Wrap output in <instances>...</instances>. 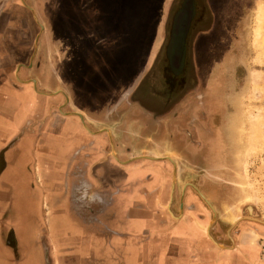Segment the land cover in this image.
<instances>
[{
  "label": "crops",
  "instance_id": "1",
  "mask_svg": "<svg viewBox=\"0 0 264 264\" xmlns=\"http://www.w3.org/2000/svg\"><path fill=\"white\" fill-rule=\"evenodd\" d=\"M228 2L202 0L198 37L214 28V9ZM54 4L49 10L47 0H0V201L24 206L12 216L13 228L3 223L8 212L0 206V264H263L260 225L247 228L258 236L249 239L244 229L227 246L211 234L217 215L208 208L216 204L209 206L199 185L187 188L167 159L180 154L177 147L199 150L168 134L170 109L157 119L160 129L146 133L148 121L129 117L132 106L111 115L75 101ZM40 43L47 53L35 57L31 48ZM25 46L24 61L16 49ZM79 108L93 113L81 117ZM26 139L28 148H19ZM20 155L25 164L15 170ZM99 167L131 177L106 180L95 175Z\"/></svg>",
  "mask_w": 264,
  "mask_h": 264
},
{
  "label": "rangeland",
  "instance_id": "2",
  "mask_svg": "<svg viewBox=\"0 0 264 264\" xmlns=\"http://www.w3.org/2000/svg\"><path fill=\"white\" fill-rule=\"evenodd\" d=\"M167 1L47 0L49 10L50 3L59 6L53 8V14H58L54 32L60 41L61 38L64 41L65 75L68 80L71 76L75 84L77 103L106 108L111 115L128 111L132 106L129 117L148 121L146 133L160 129L159 124L156 125L157 119L170 109L169 100L176 96L167 94L161 71L163 65L168 64L164 60L167 59L165 47L170 39L174 12L181 0H171L165 8ZM201 1L198 0L196 17L194 12L186 11L178 20L176 47L169 64L172 74L181 72L184 66L185 74L190 76L196 70L197 80H201L204 91L216 90L222 94L220 101L225 111L222 132L227 133V156L224 171L210 176L218 182L222 199L216 204L217 208L210 206L215 204L213 200H208V204L217 215L212 221L211 234L217 235L227 246L232 244V235H239L250 222L264 228V139L258 133L253 138L250 127L252 113H257L260 108L264 116V46H258L256 42L263 40L264 17L257 10L264 6V0L229 1L224 5L226 8H215L218 20L214 21V28L198 37L193 26L200 13L205 14L204 6L200 8ZM222 16L226 20H222ZM189 35L193 44L190 42L186 51ZM36 51L37 46H33L32 53ZM257 76L260 77L258 81ZM139 80L140 88L134 92L132 88ZM196 90L193 85L190 92ZM215 97L214 94L207 96V106ZM84 111V108L78 109L81 117ZM175 127L181 130L180 126ZM260 129L264 131V124H260ZM31 142V139L22 140L19 148H28ZM195 152L191 149L190 156L194 158ZM21 157L24 158L21 155L16 158L15 170L25 164ZM170 158L168 154L167 159ZM94 173L118 182L131 177L109 176L103 167L95 169ZM29 176L32 179L28 184L34 183L35 173L29 171ZM13 201L11 205L8 201H0V206L8 212L3 223L11 228L14 227V214L24 212V206ZM35 212L41 213V205ZM95 238L98 245L105 243L101 236ZM260 251V260L264 261V244Z\"/></svg>",
  "mask_w": 264,
  "mask_h": 264
},
{
  "label": "flooded vegetation",
  "instance_id": "3",
  "mask_svg": "<svg viewBox=\"0 0 264 264\" xmlns=\"http://www.w3.org/2000/svg\"><path fill=\"white\" fill-rule=\"evenodd\" d=\"M233 3L236 2H244L245 0H229ZM203 7L202 1L200 8ZM197 8H198V0H195V8H194V16H197ZM205 9V8H204ZM4 19L8 20L10 18L11 14L3 13ZM204 13H200L198 16V22L193 26L194 30L196 31L195 34L197 35V32L201 31L200 29L204 27ZM194 17V18H195ZM173 19V18H172ZM194 20V19H193ZM193 22V21H192ZM192 26V25H191ZM191 28V27H190ZM189 28V30H191ZM198 30V31H197ZM195 36V35H194ZM188 38V39H187ZM186 39V51L187 48L192 42L193 44V38L190 37V35ZM35 46V45H33ZM33 46L31 48V52L33 49ZM37 51L35 53V57L37 55L40 56L45 52V45L43 44H37ZM28 47V46H27ZM25 47H17L16 54L17 57L21 59H26L27 54L29 52V48ZM167 47V46H166ZM165 47V51H166ZM189 49V48H188ZM190 50L192 51V48L190 47ZM11 51V48H10ZM164 55V54H163ZM166 56V54H165ZM34 57V58H35ZM164 57V56H163ZM188 55V59H189ZM36 59V58H35ZM34 59V60H35ZM165 62L167 60L168 64L163 65V69L161 73L163 74L164 82L167 84V94L168 95H176L173 99L169 100L171 107L169 117L167 120V123L170 124L168 127L169 131L168 134L170 136L173 135L177 139V141L181 140V137L185 139L186 143H190L193 147L198 148L199 150L196 151V156L193 158L190 156V153H187L184 150H181L179 147H177V152L180 154H175L174 152L169 153L171 156V160H173L179 167L180 176L183 178L184 182H186V187L188 188L190 184L199 185L201 188V191L203 194L207 197L208 200H210L215 204H219V200L222 199V196L220 197V191H218V182L215 181L213 178H210L211 175L218 174L220 172H223L224 167V161L227 156V144L226 138L227 133L222 132L225 126V122L223 120V115L225 114L224 108L222 106V102L220 101L222 98V94L220 91L212 90V91H204L201 87V80H197V73L196 70H194L193 76H190L188 74H185L186 67L184 66V72L183 70L181 72H177L176 74H172L173 72L170 68L168 59H164ZM185 64L188 65L187 59H185ZM141 80L137 82V85L132 88V90L135 92L137 89L140 88ZM200 84V86H198ZM195 85L197 90L196 92H190L191 87ZM216 92V93H214ZM210 94L216 95L215 99L210 103V106H207L206 99L207 96ZM198 99V100H197ZM195 103V105H194ZM176 106V109H175ZM88 111L90 113L92 110H85L83 113L84 118L88 116ZM97 111V110H96ZM83 112V111H82ZM163 124V122H161ZM175 126H180L181 130L178 131V128ZM170 168L173 166V162L167 161L166 162ZM189 189H191L189 187ZM193 191V190H192ZM219 195V196H218ZM222 195V193H221ZM218 196V199L216 197ZM208 211L212 214L210 208H208ZM247 228L257 225L256 223L250 222L248 223ZM247 228H242V230L245 229L246 234H250V238H252L253 235L251 230H248ZM240 230V232L242 231ZM233 238H236L238 235L234 233L232 235ZM258 236L257 234L253 237ZM264 238V235L260 236V238Z\"/></svg>",
  "mask_w": 264,
  "mask_h": 264
},
{
  "label": "water",
  "instance_id": "4",
  "mask_svg": "<svg viewBox=\"0 0 264 264\" xmlns=\"http://www.w3.org/2000/svg\"><path fill=\"white\" fill-rule=\"evenodd\" d=\"M194 8H195V0H181L178 3V7L176 8L174 15H173V19H172V26H171V35H170V39L169 42L167 44L166 47V57L168 59V61H171V56L174 54V49L176 47V30H177V25H178V20L180 19L182 13H185L186 11L188 12H194ZM191 21V19H190ZM185 35V32H184ZM170 65V64H169ZM77 115L81 116L80 113L78 112H74ZM147 158H151V159H158L159 157H151V156H145ZM205 201L206 198H204ZM208 202V201H207ZM264 223V221H262Z\"/></svg>",
  "mask_w": 264,
  "mask_h": 264
},
{
  "label": "bare ground",
  "instance_id": "5",
  "mask_svg": "<svg viewBox=\"0 0 264 264\" xmlns=\"http://www.w3.org/2000/svg\"><path fill=\"white\" fill-rule=\"evenodd\" d=\"M258 14L260 15L261 14V16L262 17H264V6H260L259 8H258ZM259 15H258V20L260 21V18H259ZM261 19H263V18H261ZM264 20V19H263ZM262 21V20H261ZM264 22V21H263ZM258 23V22H257ZM263 26H264V24H263ZM262 26V27H263ZM256 29V28H255ZM259 29V28H258ZM256 31V30H255ZM262 31H263V33H264V29H262ZM262 31H261V34H262ZM260 32V31H259ZM259 32L257 31V35L259 34ZM260 35V34H259ZM255 36H256V33H255ZM258 37V36H257ZM261 37V36H260ZM259 37V38H260ZM261 39H263V40H259V41H256L257 43H258V46H264V34H263V38H261ZM254 40V39H253ZM257 43H255L256 45H257ZM256 47V46H255ZM257 48V47H256ZM255 48V49H256ZM261 49H263L262 47H261ZM258 50H260V49H258ZM258 52V51H257ZM261 54H263V52H261L260 53V55ZM260 55H256L257 57H259ZM264 55V54H263ZM263 55H261V58H262V56ZM255 60H256V57L254 58ZM262 60V59H261ZM260 60V61H261ZM256 62V61H255ZM259 64V63H258ZM261 64V63H260ZM260 77H261V75H260ZM260 77H258L257 76V80H256V78L254 77V79L256 80V81H258V79L260 78ZM259 84V83H258ZM260 86V90L262 89L261 88V85H259ZM264 91V90H263ZM259 98V97H258ZM257 111V110H256ZM251 113V112H250ZM249 113V114H250ZM250 117H251V125H250V127H251V132H252V137L253 138H255V136H256V134L258 133L260 136H263L262 138L264 139V131H261V129H260V124H264V116H263V114H262V111H261V109L259 108L258 109V111H257V113L255 112V113H252V115H250Z\"/></svg>",
  "mask_w": 264,
  "mask_h": 264
}]
</instances>
